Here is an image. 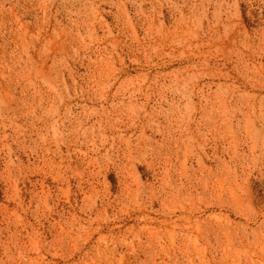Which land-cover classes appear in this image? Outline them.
Listing matches in <instances>:
<instances>
[{
	"label": "rangeland",
	"instance_id": "1",
	"mask_svg": "<svg viewBox=\"0 0 264 264\" xmlns=\"http://www.w3.org/2000/svg\"><path fill=\"white\" fill-rule=\"evenodd\" d=\"M0 264H264V0H0Z\"/></svg>",
	"mask_w": 264,
	"mask_h": 264
}]
</instances>
